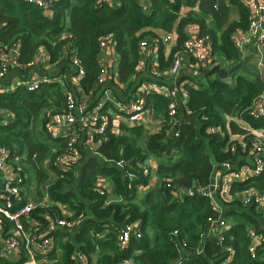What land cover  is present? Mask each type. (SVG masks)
I'll return each mask as SVG.
<instances>
[{"label": "trees", "instance_id": "1", "mask_svg": "<svg viewBox=\"0 0 264 264\" xmlns=\"http://www.w3.org/2000/svg\"><path fill=\"white\" fill-rule=\"evenodd\" d=\"M227 1L231 7L238 8L239 21H230L231 10L226 0H204L201 2V14L192 13L182 19H179L181 9L192 8L199 0H149L150 5L146 9L137 0H119L116 7H98L96 0H58L51 19L24 0H0V48L17 43L21 45V68L10 74L14 78L19 76L18 79L22 81L35 73L65 81L64 75L74 74L69 52L65 53V50L76 48L86 70L82 87L85 92L93 91L98 95L103 90L102 86L96 85L100 72L98 42L103 35L113 34L117 40V78L123 88L119 89L113 82L111 85L116 98L126 103L140 83H162L150 76L141 77L137 72L139 43L160 38L161 32L170 34L175 31L177 39L173 54L181 49L187 37L186 27L197 24L199 35L210 36L213 40L216 58H224L234 64L241 62L232 35L248 29L249 12L241 0ZM65 32L70 36L62 39ZM40 47L47 50L50 62L56 63L60 72L54 75L30 65ZM159 56L163 71L164 66L172 63V56L166 57L163 47ZM219 73L220 67L217 66L206 73L204 80L198 83V89L188 88L191 123L179 128L180 137L169 136V127L167 133L164 129L154 134H147L142 126L123 127V131H129L135 137H126V132L122 136L109 133L98 149L103 158L84 152L79 164L65 173L55 166L57 157L64 150V140H53L63 145L54 153L36 136L38 130L44 131L46 112L61 113L64 109L63 87L54 83L29 92L20 86L12 93L0 95V111H10L16 115L14 122L0 126V146H5L11 153L8 164L16 171L20 170L25 178L30 176L27 169H34L38 181L44 184L51 181L50 174L43 173L44 163L51 158V169L56 175V180L48 186L52 204L65 205L73 213V220L82 218L74 231L54 234V250L46 257L49 264H77L73 259L77 251L82 252L90 264H124L126 261L133 264H174L179 257L176 243L187 237L192 247L204 246V253L193 256L192 263L220 264L224 260L227 256L224 247L213 239L202 241L208 230L207 219L221 216L212 208L211 201L199 194L183 199L174 197V193L181 189L208 188L215 166L225 162H248L246 154L252 147L251 137L227 118L246 112L261 93L252 75L248 78L236 72L233 75L235 82L223 83ZM12 81L6 80L3 84ZM147 106L154 110L155 116L164 115L167 100L161 96L147 95ZM243 117L255 129L264 128V120H253L246 113ZM213 126H221L223 136L208 134L207 129ZM232 134L245 136L246 150L237 141L231 142ZM140 138L144 147L138 145ZM174 150L179 155L170 158ZM153 156L159 158L158 189L147 193L138 203L139 188L146 187L150 181L140 166ZM121 161L129 165L124 170L116 166ZM127 171L135 175L133 181L126 176ZM99 179H104L106 184L113 187L115 200L110 201L107 193L101 196L96 192ZM29 182L25 180V188L30 185ZM249 187L264 189V173L247 182L235 184L233 192ZM228 206L230 210L223 216L233 225L226 236L225 246H233L236 250L233 264H264L252 260L247 253L248 227L262 233L261 216L254 207H244L239 202ZM58 215L60 211L57 207L49 210L37 208L31 217L47 228L49 221L44 216ZM127 224H137L143 237L140 240L132 238L129 245L121 249L118 246V232ZM176 231L177 237L173 236ZM38 260L42 258L38 257ZM24 261L25 257L16 262L14 258L0 256V264H22Z\"/></svg>", "mask_w": 264, "mask_h": 264}, {"label": "built area", "instance_id": "2", "mask_svg": "<svg viewBox=\"0 0 264 264\" xmlns=\"http://www.w3.org/2000/svg\"><path fill=\"white\" fill-rule=\"evenodd\" d=\"M26 4L38 8L42 14L51 19L55 14V6L58 0H24ZM242 4L249 12L248 29L237 31L233 35V43L238 52L242 53L247 45L253 44L258 51L259 66L264 65V0H241ZM119 0H96V6L108 5L114 7ZM146 8V7H144ZM216 8V7H215ZM70 36L65 32L62 39ZM174 33L162 35L152 41L142 40L139 43V66L137 72L145 65L149 67L150 75L154 79L162 76L160 69L159 53L163 47L166 57L172 56V63L167 75L172 81H178L184 68L183 57L187 56L193 60L197 70H204L219 65L214 56L213 40L210 36H200L191 34L183 41L181 49L172 54L175 47ZM117 40L113 34L103 35L98 42L99 55L98 65L100 72L96 80V85L102 86L103 90L97 102L91 106L88 101H78L74 92L66 88L63 79L57 77L41 76L33 74L26 81L13 78L10 84L6 82L9 74L20 69L19 58L21 56V45L19 43L12 46L0 48V95L12 93L18 87L24 86L27 91L35 92L44 86L59 83L63 87V99L65 108L61 113L46 112L44 121V132L53 140H65V147L56 159L55 166L62 172L71 171L82 159L85 151L92 156L103 158L98 149L101 143L106 140V136L111 133L118 135L123 132L113 129V114L120 120V126L128 128L142 126L147 134L159 133L167 129L171 137H180L179 128L186 124L189 125L192 115L189 109V92L179 85L171 87L166 84H159L154 81L142 83L132 94V98L124 103L119 101L114 94L113 82L118 88H123L117 76H112L107 66L110 56L116 54ZM69 52V58L74 69L71 82L82 87V79L86 76V70L81 63L77 49L65 50ZM32 62L30 65H34ZM136 76L134 77V80ZM147 95L161 96L167 100V111L164 115L155 116L154 110L147 106ZM246 115L253 120H264V95L260 94L253 102L251 108L239 115L241 117V128L250 135L252 147L246 154L248 162L233 164L225 162L216 166L210 185L206 189L192 188L187 191L184 189L174 193L179 197H192L196 194L203 196L210 201L215 198L221 199L225 203L239 202L244 207H254L256 211L264 214V189L249 187L242 191L233 192L235 184L247 182L251 179L260 177L264 173V128L255 129L243 117ZM16 115L10 111H0V126H5L14 122ZM211 135H222L221 126H213L207 129ZM117 135V136H118ZM233 142V140L231 141ZM244 150L245 145L241 144ZM11 153L5 146H0V186L2 174L5 177L3 190L0 187V256L3 258H14L20 262L26 258L22 264H41L46 263V257L54 250L55 233L58 231H74L82 222V218L73 220V213L61 204H52L50 198L46 196L42 200L35 201L24 187L27 177H23L20 170H15L8 164ZM179 155L177 150L170 153L169 157L174 158ZM116 166L122 170L129 165L124 162H117ZM140 168L144 176L151 178L158 169L150 159H147ZM126 176L133 181L135 175L126 172ZM62 177V176H61ZM107 184L104 179H99L96 184V192L101 196L106 195ZM170 188L171 186L168 185ZM140 189H144L141 187ZM121 201V199H119ZM51 207L60 208L58 216H44L48 221V227L36 223L31 214L37 208L50 209ZM208 230L203 235L202 241L213 239L219 246L224 247L227 256L221 264H233L236 258V250L233 246H225L227 234L232 228V223L225 216L216 218L210 217L206 222ZM173 236L177 237L178 232ZM137 224H127L118 232V246L126 248L132 238L142 239ZM249 244L247 247L248 256L254 260L264 263V234L251 231L248 233ZM179 250V257L174 264H194L193 256H200L204 253V246L192 247L188 237L176 243ZM41 257L42 260H38ZM73 259L77 264H90L88 258L77 251ZM95 263V260L93 261ZM53 264V263H50ZM124 264H133L126 261Z\"/></svg>", "mask_w": 264, "mask_h": 264}, {"label": "crops", "instance_id": "3", "mask_svg": "<svg viewBox=\"0 0 264 264\" xmlns=\"http://www.w3.org/2000/svg\"><path fill=\"white\" fill-rule=\"evenodd\" d=\"M137 1L143 7H146V8H147V6L150 5L149 4V0H137ZM199 1L200 2H198L192 8L191 7H183L181 9L180 13H179V19H182L183 17H187L188 15H190L192 13L201 14V2L204 1V0H199ZM208 1H210V0H208ZM226 2L228 4V7H230V10H231V12H230V21L231 22L239 21L240 17H239L238 8L237 7H231V5L229 4V2L227 0H226ZM241 3H242V1H241ZM116 6H114V7H116ZM185 32H186L187 36H189L191 34H194V33L200 34V28H199V26L197 24L196 25L195 24L194 25H189L188 27H186ZM162 33L163 32H161L160 34L161 35H165V34H162ZM173 33L176 35L175 31H173ZM176 39H177V35H176L175 41H176ZM232 40H233V35H232ZM263 56H264V52H263ZM182 57H183V62H184V68L182 70L181 76L179 77L178 81H176V82L174 80L172 81V78L169 75H167L168 69L170 67V64H169V65L164 66V70L162 72V76L160 78H158V80H157L159 82H162V83H159V84H166V85H169L171 87H174V85L176 84V85L181 86L183 89H185L187 91H188L189 87H192L194 89H198V83L202 82V80H204L203 77L206 76V73L211 71L213 68L218 66V67H220V70L221 69L230 70L231 68H233L234 66H236V65H238L240 63L243 64V67H245V70H246V67H248L247 66L248 64H253L254 63L256 65V71L254 70V71H251V72L260 74L261 79L264 82V65L262 67L259 66V64H258L259 63L258 51H257L256 47H254L253 44L247 45L245 47L244 52L240 53L241 62L234 64L233 62H231V61H229L227 59H224V58H219L218 59L217 58V61H218L219 65L213 66L212 68L204 69V70H201V69L197 70L194 67L195 65H194L193 60L191 58H189L187 56H184V55H182ZM107 61H108L107 62V66L109 67L111 75L112 76H117L118 75L119 65H118V62H117L116 54L110 56ZM159 61H160V56H159ZM33 62H35L34 66H37V68H40V69H42V70H44V71H46L48 73H51V74L53 73L55 75L58 72H60V68H58L57 64L56 63L52 64L50 62L49 54H48L47 50L45 48H43V47H40L38 49V51H37V53L35 55V59L33 60ZM138 66H139V62H138L137 67ZM242 71H244V70L240 69L238 71V74L242 75V73H241ZM35 74H38V73H35ZM72 75H73V73L72 74L69 73V74L64 75V77L66 78L65 81H64L65 84H66V88L74 92V95H75V97H76V99L78 101L85 100V101H88L91 106H93L97 102L100 94L95 95L93 91H90L89 93L85 92L83 87H79L76 84H74L73 82H71V76ZM44 76H48V75H44ZM139 76H141V77H148V76L152 77L150 75V72H149V67H147L146 65L144 67H141V70L139 71ZM252 77H254V76H252ZM13 78H14L13 74L12 75L9 74V76L7 77L6 80L9 81L11 79V81H12ZM250 78H251V76H250ZM233 82H235V78H233V76H231L228 83H233ZM142 83H144V82H142ZM142 83H140V84H142ZM232 87H233V85H232ZM62 104H63V106L65 108L64 101L62 102ZM227 119L229 121L230 120L234 121L241 128V124H242L241 117L235 115V116H231V117H229ZM113 122H114L113 123V129L116 132L119 131V129L123 130V127H125L123 125L120 126V120L117 118V116H114V114H113ZM118 133H115L116 136L118 135ZM121 134H122V131H121V133L119 135H121ZM36 136L40 140V142H42V144H45V145L49 146L53 150L54 153L57 152L56 151L57 149H59L60 147H63L62 143L59 144L58 142L53 141V139H50L45 134V132L42 129L37 131ZM244 138H245V136H243V135L232 134L231 137H230V140L231 141L232 140L233 141H237L241 145V144H244ZM61 140H64V139H61ZM64 142H65V140H64ZM85 152H88V151H85ZM54 153L52 155H54ZM88 154H90V153L88 152ZM150 159L153 161V164L157 167L158 163L152 157ZM246 159L248 161V158H246ZM52 164H53V162H52L51 158H49V160L46 161L44 163V165H43V171H44L43 173L44 174L49 173L50 176H51V181H54V180H56V175H55V172L51 169ZM27 179L30 180V182H29L30 185H28L26 187V189L29 192L30 196L35 201L42 200L46 196L47 197L49 196V194H48V186L50 185L51 181H49L48 183L42 184V183H40L38 181V177H37L36 184L35 183L32 184L31 175L30 176L27 175ZM159 181L160 180H159V177L157 176V169H156V172L150 178V181H149L148 185L146 187H144V189H140L141 187L139 188L140 191H139V198H138L137 202L140 203L141 199L144 198V196L147 193L152 192V191H157ZM106 187H107V194L109 196V200L110 201L115 200L116 199V195H115L113 187H111L108 184H107ZM174 197L177 198V199H183L182 197H179L177 194H174ZM49 198H50V196L48 197V199ZM49 200L51 202V199H49ZM224 203L225 202H223L219 198H215V200L211 201L212 208L215 211H217L221 216L225 215L230 210V207L228 206V203H225V205H224ZM60 206L66 208V206L63 205V204H61ZM233 208H237V207H233ZM58 209L61 211L60 208H58ZM241 210H243V209H241ZM256 212L261 216L260 219L262 221V224H261L260 229H261V232L264 234V214L260 213L258 211H256ZM232 225H233V222H232ZM248 229H249L248 232L255 231V229L253 227H248Z\"/></svg>", "mask_w": 264, "mask_h": 264}, {"label": "water", "instance_id": "4", "mask_svg": "<svg viewBox=\"0 0 264 264\" xmlns=\"http://www.w3.org/2000/svg\"><path fill=\"white\" fill-rule=\"evenodd\" d=\"M240 69H243L248 74L254 76V78H255V80H256V82L258 84V88L260 90V93L264 95V82L262 81L260 74L245 70V67H243V64H241V63L236 65V66H234L230 70L221 69L220 73H219V78L224 83H228L229 80H230V77L233 76ZM4 181H5V177L2 174V181H1V186H0L1 190H3Z\"/></svg>", "mask_w": 264, "mask_h": 264}, {"label": "rangeland", "instance_id": "5", "mask_svg": "<svg viewBox=\"0 0 264 264\" xmlns=\"http://www.w3.org/2000/svg\"><path fill=\"white\" fill-rule=\"evenodd\" d=\"M248 67H246V70L247 71H256V65L253 63V64H248L247 65ZM242 73V75L243 76H245V77H248V78H250V75L246 72V71H242L241 72ZM126 132V137H128V138H134L135 136L133 135V134H131L129 131H123V133L121 134V135H119V136H122L124 133ZM142 141H143V139L142 138H140V139H138V145L140 146V147H144V145H143V143H142ZM25 154H28L27 152H25ZM157 163H159V158H156V157H152ZM151 160V159H150ZM152 161V160H151ZM154 161V162H155ZM153 162V161H152ZM23 167H21V169H22ZM23 170V169H22ZM28 171H29V173H30V175H31V181H32V184H36V182H37V173H35L34 171V169H32V168H28L27 169ZM105 183H106V181H105ZM107 192V191H106Z\"/></svg>", "mask_w": 264, "mask_h": 264}]
</instances>
